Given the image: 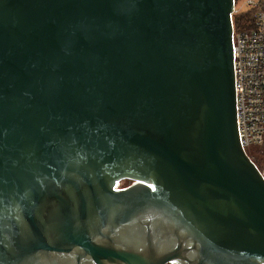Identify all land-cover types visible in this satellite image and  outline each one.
Masks as SVG:
<instances>
[{"label":"water","instance_id":"water-1","mask_svg":"<svg viewBox=\"0 0 264 264\" xmlns=\"http://www.w3.org/2000/svg\"><path fill=\"white\" fill-rule=\"evenodd\" d=\"M235 4L0 0V264H264Z\"/></svg>","mask_w":264,"mask_h":264},{"label":"built area","instance_id":"built-area-1","mask_svg":"<svg viewBox=\"0 0 264 264\" xmlns=\"http://www.w3.org/2000/svg\"><path fill=\"white\" fill-rule=\"evenodd\" d=\"M244 1L246 11L237 9L236 0L234 15L255 10L254 24L238 28L233 17V52L239 137L249 155L264 147V10L262 0Z\"/></svg>","mask_w":264,"mask_h":264},{"label":"trees","instance_id":"trees-1","mask_svg":"<svg viewBox=\"0 0 264 264\" xmlns=\"http://www.w3.org/2000/svg\"><path fill=\"white\" fill-rule=\"evenodd\" d=\"M261 8L264 10V0H262ZM255 10L245 14L237 15L234 18L235 26L238 28L251 29L254 24Z\"/></svg>","mask_w":264,"mask_h":264},{"label":"rangeland","instance_id":"rangeland-1","mask_svg":"<svg viewBox=\"0 0 264 264\" xmlns=\"http://www.w3.org/2000/svg\"><path fill=\"white\" fill-rule=\"evenodd\" d=\"M237 3H239V4H237L238 5L237 9L239 11H246V8L244 6V4H245V1L244 0H237ZM233 17L235 18V15ZM248 156L252 159V161H254L256 164H258L259 162H261V161L264 160L263 159V156H264V147L263 148H260V149L253 150ZM127 185H128V183H125V181L122 182V187L123 188H125V186H127Z\"/></svg>","mask_w":264,"mask_h":264},{"label":"flooded vegetation","instance_id":"flooded-vegetation-1","mask_svg":"<svg viewBox=\"0 0 264 264\" xmlns=\"http://www.w3.org/2000/svg\"><path fill=\"white\" fill-rule=\"evenodd\" d=\"M263 159H264V156H263ZM262 159V160H263ZM252 160V159H251ZM254 162V161H253ZM255 163V162H254ZM260 163V164H259ZM258 164H256V166L258 167V169L260 170V172L264 175V160L263 161H261V162H259ZM125 183H128V185L127 186H125V188L126 187H129L132 183L131 182H129V181H125Z\"/></svg>","mask_w":264,"mask_h":264}]
</instances>
